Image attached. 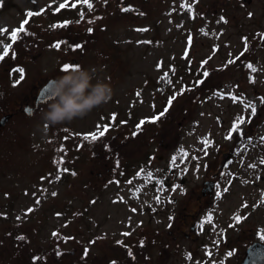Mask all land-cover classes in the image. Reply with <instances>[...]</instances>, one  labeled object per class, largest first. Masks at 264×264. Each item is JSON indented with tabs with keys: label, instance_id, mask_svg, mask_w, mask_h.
Instances as JSON below:
<instances>
[{
	"label": "rangeland",
	"instance_id": "rangeland-1",
	"mask_svg": "<svg viewBox=\"0 0 264 264\" xmlns=\"http://www.w3.org/2000/svg\"><path fill=\"white\" fill-rule=\"evenodd\" d=\"M89 2L57 11L65 0H0V55L12 44L0 60V118L15 113L0 127L3 262L114 264L131 247L126 264L138 260L147 226L164 232L177 212L195 210L207 179L217 185L199 207L205 231L261 238L264 0ZM65 65L96 68L114 96L45 134L48 101L32 115L22 107Z\"/></svg>",
	"mask_w": 264,
	"mask_h": 264
},
{
	"label": "flooded vegetation",
	"instance_id": "flooded-vegetation-1",
	"mask_svg": "<svg viewBox=\"0 0 264 264\" xmlns=\"http://www.w3.org/2000/svg\"><path fill=\"white\" fill-rule=\"evenodd\" d=\"M100 173L97 172L96 175L101 176ZM216 185L217 182L214 180L211 191L200 192L197 200H194L195 210L182 209L181 212L176 213L178 214L177 217L176 215L171 217V221H173L170 222L172 224L167 226L164 232L161 230L153 232V228L147 226V229L139 236H142L143 239L141 244L143 255L134 253V258L137 255L139 259H131L132 261L128 264H177V261L179 264H190L192 261H197V264H243V260L247 256L246 250L256 241L255 238L248 240V236L242 230L235 240L231 236L228 238L226 231L221 233L206 232L199 217L201 213L199 207L203 205L205 199L206 201L210 200L209 198L212 200ZM160 201L162 200L160 199ZM163 201L167 202V200ZM156 212L158 213V211ZM156 247L159 250L155 254L152 250ZM130 249L134 252L136 248L131 247ZM132 252L130 254L117 252L118 255L114 259V264H126L125 258L129 259ZM2 254L0 252V264H6L1 257Z\"/></svg>",
	"mask_w": 264,
	"mask_h": 264
},
{
	"label": "clouds",
	"instance_id": "clouds-1",
	"mask_svg": "<svg viewBox=\"0 0 264 264\" xmlns=\"http://www.w3.org/2000/svg\"><path fill=\"white\" fill-rule=\"evenodd\" d=\"M46 95L48 102L41 113L43 127L40 129L45 134L49 126L83 119L94 109L108 104L114 96V89L97 77L96 68L79 67L51 79Z\"/></svg>",
	"mask_w": 264,
	"mask_h": 264
},
{
	"label": "snow or ice",
	"instance_id": "snow-or-ice-1",
	"mask_svg": "<svg viewBox=\"0 0 264 264\" xmlns=\"http://www.w3.org/2000/svg\"><path fill=\"white\" fill-rule=\"evenodd\" d=\"M78 2H82V3L86 4L89 8L92 7V5H91V3L89 2V0H78ZM71 6H72V7H76L77 5H76V4H72ZM65 7H68V0H65V3L60 4V5H59V8L57 9V11H58L60 8H65ZM124 10L126 11L127 9H124ZM38 14H40V13H36V12H31V11H30V12L27 13V16H28L29 18H31L32 16H34V15H38ZM28 23H29V20H28V19H25V20L22 22V24H21V26H20L19 28L15 29L14 31L11 32V34H10V39H11L12 43H15V42L17 41L18 36H19L20 33H23V32L26 31L24 25H27ZM67 23H68V22H65V24H64V25H60V27L66 26ZM6 31H7L6 29H0V32H6ZM90 31H91V30H90ZM60 46H61L60 43H57V44L55 45L56 48H60ZM11 47H12V44H8V45L5 46V51H4L3 55H0V60H3L6 56H8V54H9V50L11 49ZM76 47L79 48V47H81V46H80V45H76ZM248 67H249V68H252V70L255 71V69L252 67L251 64H249ZM78 68H79L78 65H76V66H73V65H65V66H64V70H65L66 72H67V71L77 70ZM18 73L20 74V79L22 80V79L24 78V75H23L24 70H23V69H18ZM204 75L207 76L208 73L205 72ZM199 83H203V81H199ZM173 99H175V97H172V98H170V99L168 100V105H169V106H171ZM233 99L235 100L236 97H233ZM246 107H251V112H252V115H253V116L256 114V109H255L254 106L248 105V106H246ZM165 111H166V110H165ZM164 114H165V113H163V112L160 113V115L157 116V117H155V118H153V120H152L151 122H152V123H155V122L158 121V120L160 119V117L163 116ZM144 123H145V121H142L140 125H137V127H141ZM244 123H245V118H244V117H238V118H237V121H236V123H235V125H234L233 128H232V132H237V131L239 130V128H240V125H242V124H244ZM106 131H107V128L105 127L104 130L101 131V132H99L98 135H97V134H90V138H91L93 141L98 140L100 137H103V136L105 135V132H106ZM85 138L87 139L88 137H85ZM228 139H232V136L229 135ZM203 143H204V144H207L208 141H204ZM173 160H175V158H173ZM64 171H67V169H64ZM117 183H118V182H117ZM128 183L131 184L132 181H128ZM208 219L211 220V217H209ZM237 219L239 220L240 218L237 217ZM125 235H128V233H125ZM261 239L264 240V235L261 236ZM229 255H231V253H229Z\"/></svg>",
	"mask_w": 264,
	"mask_h": 264
},
{
	"label": "water",
	"instance_id": "water-1",
	"mask_svg": "<svg viewBox=\"0 0 264 264\" xmlns=\"http://www.w3.org/2000/svg\"><path fill=\"white\" fill-rule=\"evenodd\" d=\"M51 79H54V78H51ZM49 79L45 85H43V87L40 89L39 93L37 94L36 96V100H35V106H30L29 104H27L24 108H25V111L29 114L33 113L34 110L37 108V106L40 105V103L42 102H45L47 101V85L49 83V81L51 80ZM13 116V113L10 112V113H6L4 114L1 118H0V126L2 127V125L6 124V122L12 118ZM209 183V182H207ZM253 250H257L259 251L260 253H262V256H257L256 257V261L259 262L260 264H264V244H254L252 246L249 247V250L248 252L250 253L251 251ZM250 264V262H249Z\"/></svg>",
	"mask_w": 264,
	"mask_h": 264
}]
</instances>
